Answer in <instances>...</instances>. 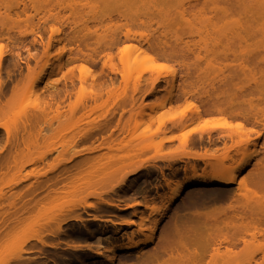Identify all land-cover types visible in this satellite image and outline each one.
I'll use <instances>...</instances> for the list:
<instances>
[{
	"label": "rangeland",
	"instance_id": "obj_1",
	"mask_svg": "<svg viewBox=\"0 0 264 264\" xmlns=\"http://www.w3.org/2000/svg\"><path fill=\"white\" fill-rule=\"evenodd\" d=\"M12 1L0 0V223H6L0 264L11 249L45 237L55 217L66 219V235L50 240L58 244L35 264H206L211 239L235 235L226 223L238 214L235 206L243 208L248 198L264 200L250 175L264 136L254 138L259 128L210 107L218 99L225 109L227 93L244 84L225 45L264 55V6L252 0H17L15 13ZM129 55L138 64L127 77ZM257 64L246 63L255 77ZM172 120L181 123L171 127ZM232 129L251 140L234 161L254 151L238 171L237 181L244 179L247 190L234 212L228 193L183 183L193 170L209 171L194 157L225 154L231 142L215 135ZM187 130L193 131L190 139L211 133L215 142L186 145ZM169 135L175 138L168 141ZM141 163L145 169L126 177L123 194L118 180ZM182 165L184 171L171 174V167ZM177 183H183L179 198L166 207ZM104 199L139 204L106 212L99 207ZM86 205L121 223L110 227L85 214L79 223L66 217ZM13 207L24 210L9 217ZM142 217L144 229L136 232ZM251 229L248 246L264 253V225ZM145 235L151 241L139 252L121 249Z\"/></svg>",
	"mask_w": 264,
	"mask_h": 264
},
{
	"label": "bare ground",
	"instance_id": "obj_2",
	"mask_svg": "<svg viewBox=\"0 0 264 264\" xmlns=\"http://www.w3.org/2000/svg\"><path fill=\"white\" fill-rule=\"evenodd\" d=\"M8 1L9 3L11 1V4L13 3L12 0H8ZM14 1H16V5H14L16 6V9L14 11L15 13H17V9L19 8V7L17 8V4H19L20 1L19 0H18L19 2L17 0H14ZM202 1L206 2L205 0H202ZM252 1L254 2V5L258 7L264 6V3L262 2V0H252ZM182 7H183V4H180V7H179L181 9L179 11L180 14L183 13ZM125 33L126 34H124L125 35L124 37L128 39V37H130L129 31L127 30ZM113 34L116 35L114 32H112L110 33V38L114 37ZM55 38L56 37H54V39ZM57 41H59V39ZM110 41H112V39ZM243 49L244 48L241 45L236 46L234 43L227 44L223 47L224 52H229L231 54V58H232L231 61H233L235 64V66L232 68L234 70H238L239 72H241V76L244 78V81H243L244 84L232 88L227 93L226 97L228 98V100L224 102V104L226 105L225 109H223L222 107L223 103L219 101L218 99H216L215 102L213 101L214 104H212L210 107L217 112L228 111L234 117H240L245 122L253 124V126L259 128V130L254 131L255 132L254 138H260L264 136V55L261 56V55H258V53H255L256 55H249L246 52H244ZM224 57L227 58L226 55H224ZM257 60H258L257 67H258L259 75L258 77H255V74L251 72L252 68H247L246 63L249 61H254V63H256ZM124 64L126 66L124 67L126 68V71H127V77H129L132 69L138 64V61L134 55L133 56L129 55L126 58ZM46 67H47L46 63L39 67L38 73L36 74V76L33 78L31 82L32 84L36 83L40 79V76L43 74ZM81 80H84V78H81ZM221 81L222 79H219L217 83H220ZM233 81L234 79L231 78L229 79L228 82L231 83L232 85H236L237 82H233ZM39 111L41 112V110ZM35 114L37 113L35 112ZM179 123H181L180 120L178 121L172 120L171 122H169V125L172 127V126L178 125ZM232 130H229L227 132H223V131L217 132L216 134L218 135H215L217 136L216 137L217 140H222V141L228 140L229 142H231L230 143L231 145L227 147L228 149L225 151V154L220 158H216L213 156L210 157L209 155H205V154L197 155L196 157H194L196 160H200L204 166H208L209 171L204 172V169H203V174L197 175L195 171L192 169L193 170L192 176L190 178H187L183 183L189 182L188 184L189 186L210 185L213 187V189L218 191L217 193L219 194H222L221 192L228 193L226 196L230 203L229 208H231V212H234L232 210L234 204L242 200V198L244 199L245 193H243V191L247 190L246 189L247 185L244 179L240 180L239 182L237 181L238 171L241 168H243L245 164H247L250 158L254 156V151H251L245 154L242 153L237 161L235 159L236 161L235 162L234 156L238 153H241L240 151L242 149H245L247 146H249L248 143L251 140H249V138H246V139L242 138V132L240 130L238 131L236 129L238 132H236V130L235 131L234 130L232 131ZM192 132L191 130H187L185 133L182 134V142L184 144L186 145L187 144L193 145L196 143L200 144L202 141H205V139L210 144L211 143L214 144L215 142L213 138L214 135H212L211 133L204 134L205 138L203 134H200L197 140L190 139L189 136ZM170 136L171 135L167 136L168 138L166 137L168 141L170 139L173 140V138H175V136L174 137L171 136V138H169ZM164 140L167 141L165 138L163 139V141ZM252 144H253V141H252ZM262 150H263L262 151L263 153H261L262 155L259 153V155L261 156L260 157L258 156L259 158L256 157L258 159H256V161L253 163L251 171H250V175L252 176L251 184L253 185L255 189H258L260 191H264V147L263 145H262ZM143 164L141 163V165L140 164L137 165L136 167L131 169V171L130 170L127 171L126 174L123 175L118 180L117 185L124 184L126 177L129 176L130 174L135 173V171L137 172L138 170L143 168L146 163L144 165ZM145 167L143 169H145ZM180 170L184 171L185 166L182 165L181 167L176 166V167L170 168V172L172 175L179 172ZM164 180L166 179L164 178ZM236 182L238 183L236 184ZM183 183H177L175 187L171 190L169 196L166 199V205H165L166 207L169 206L172 202H174L177 198H179V192H180V189L183 187ZM234 184H236L235 190L232 188ZM166 185H167V182H166ZM127 188L128 187L124 184L119 189L123 194H125V192L127 191ZM260 198L264 199V196ZM249 199L250 198H248L247 200L245 199V201L241 202L243 203V206H244L243 208L237 207L240 209L242 208L241 211L240 209L238 210L235 206V213L238 212L237 215L239 218L237 217V215H234L236 216L235 218L229 219L230 222H226L227 224L229 223L228 225L230 226L228 227V225L226 224L227 228L232 229L235 235H233V237L228 238V239L227 238L220 239L218 238L219 236L217 235V237H213L211 239L209 246H208V250L205 253L206 255H204L203 257L204 259H206V264H257L256 261L258 259L264 260V253L260 252L261 253L260 254L257 252V250L250 248L247 243L248 241H246V238H245V235L246 237L248 234L250 236V233H248L249 231H247L249 227L252 229L254 227V229L256 230H253V231H258V229L264 225V200L260 201L259 198H258V201H257V198L255 199V201L253 199H250V200ZM101 203L102 204H100L99 207L103 209L102 211H106V212L110 210H114V208L123 210L125 207H132L133 205L139 204L138 202H134L132 204L124 203L126 204L125 206L124 205L119 206L118 203L116 204V202L113 203L112 201H109L106 199L101 200ZM93 207L94 206L86 205V206H81L78 209H70L67 211L66 217L76 221V223H79L83 221V219H85L83 217L84 216L83 214H85V215H89L90 220L95 221V222L96 221L97 222H100V221L108 222L109 221L110 227H115L116 224L121 223V221L119 222V221H115L114 219H109L111 215L108 213H104L102 215L100 214L95 215L94 213L91 212V211L94 212V210H92ZM147 208L151 212L156 210L155 208L149 207V206ZM11 209H14V210H11ZM11 209H9V211H12L10 212L11 213L10 215L8 214L9 217L11 215L12 216L15 214L17 215L18 213L24 210L23 207H18V208L13 207ZM242 213L245 216H251L249 220H252V221L246 223L247 221V220L245 221L246 217L245 216L243 217V215L241 216ZM103 216H106L109 218H103ZM252 216H253V219H252ZM254 216L257 218H255ZM241 217H243L245 223ZM7 219L8 218H6V220ZM53 220L55 223L46 225L45 227V231L47 232V235L45 237H37L35 239H32V241L28 242L23 248L20 247L16 250L11 249L10 254L8 255L4 264H35L38 261V259L43 256L46 250H48L49 248H54L58 243L50 242V240L55 241V239L58 238L60 234L66 235L64 229L62 228V225L66 219L64 218L60 219V217H55L52 219V221ZM144 221H145L144 217L140 218V221L135 225L136 228H134L133 230H135L136 232H140L142 229H144L142 228ZM123 223L128 224V223H132V221H125ZM5 224L4 222L0 223V232L5 229L4 227ZM250 224L252 227L250 226ZM133 230H131L130 233ZM85 234L86 235L91 234L90 230L87 229V227L85 228ZM251 236H253V234ZM122 237H123V233L120 235L117 234L114 236L115 239H122ZM251 238H254V236ZM150 241L151 239L147 235H145L141 239H135L134 241H129L125 244L123 243V245L120 247L121 249L127 252H133V251L139 252L142 249V247L148 244ZM125 259H128V257H126Z\"/></svg>",
	"mask_w": 264,
	"mask_h": 264
}]
</instances>
